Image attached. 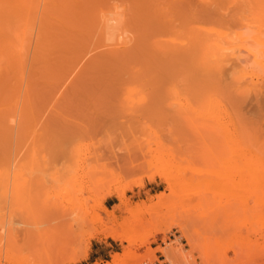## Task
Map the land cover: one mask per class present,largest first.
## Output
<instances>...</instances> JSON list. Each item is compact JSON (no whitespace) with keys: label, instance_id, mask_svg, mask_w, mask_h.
Wrapping results in <instances>:
<instances>
[{"label":"bare ground","instance_id":"1","mask_svg":"<svg viewBox=\"0 0 264 264\" xmlns=\"http://www.w3.org/2000/svg\"><path fill=\"white\" fill-rule=\"evenodd\" d=\"M254 77L262 82L245 89L240 80ZM104 96L121 98L125 104L112 105L110 111L106 107L103 116L108 120L101 114L103 119L100 123L96 119V124L100 127L110 121L120 131H114L118 135L111 138L110 155L97 151V141L86 144L87 152H83L79 142L98 129L96 124L90 125L89 119V124L80 119L77 123L78 116L73 124V120L70 124L65 120V125L61 121L71 111L77 112L71 108L75 100L83 105L90 97L94 103L96 97ZM249 97L255 107L264 108V0H0V224L10 234L15 222L5 223L3 218L10 203L13 211L25 205L33 221L51 225L60 242L77 237L86 225L84 218L70 213L82 203L72 192L78 170L63 166L46 177L27 180L26 174L22 179L23 168L19 170L15 154L20 133L38 132L39 142L32 139L28 146L41 152L56 149L63 163L78 162L79 169L88 158L101 168L114 162L120 169L131 150L151 138L163 147L158 136L163 116H181L179 123L184 124L197 100L219 103L232 111L231 107L240 110ZM50 101L51 106L52 101L63 104L53 103L45 114L44 105ZM85 104L81 106L87 110L85 116L96 118L97 106ZM178 160L171 148L161 158L167 165ZM108 193L109 189L102 191L94 206L114 220L113 211L103 203ZM118 196L125 204L123 191ZM59 197L63 205L59 199L52 200ZM166 197L161 192L156 204L147 206V215L135 216L124 234L113 233L114 238L125 239L129 249L105 264H129L130 259L139 263L135 250L149 236L164 232L163 219L154 221L152 214ZM174 223L167 222L166 227ZM176 224L193 246L186 226ZM140 228L145 236L138 245ZM180 245L160 251L183 264L187 255ZM80 251L73 250L69 259L78 258Z\"/></svg>","mask_w":264,"mask_h":264},{"label":"rangeland","instance_id":"2","mask_svg":"<svg viewBox=\"0 0 264 264\" xmlns=\"http://www.w3.org/2000/svg\"><path fill=\"white\" fill-rule=\"evenodd\" d=\"M240 81L245 89L252 88L254 83L262 82L257 77L243 78ZM91 97H86L89 98V102L83 101L85 100L83 97L80 100L89 105L92 103L90 107L93 106L94 109L97 106L96 118L95 115L86 117L87 110L81 107L85 103L82 105L77 99L79 102L75 100L74 108L71 107L77 112L73 110V114L72 109L68 110L72 113L70 112L69 117L65 116L61 121L62 124L65 125L66 122L70 124L72 120V124L76 123L74 119L78 116L75 121L80 119L83 122L78 120L79 122L89 124L92 120L94 123L91 122L90 125H95L114 105L125 104L121 98L116 100L109 96H104L106 100L100 103V99L104 97H100L99 100V97H96L93 103ZM113 99L115 102L112 101ZM245 101L246 106L243 104V109L237 110L231 107L232 111H230L223 109L219 103L211 105L209 100H197L193 112L185 115L184 124L179 123L182 121L181 116L178 117L179 119L163 116L159 122V127L162 128H159L158 132L163 147L156 143V139L149 138L146 144L131 150L128 161L122 163L124 167L120 165L123 169H118L119 165L114 162L110 164L111 166L106 164L107 167L101 168L96 161H91V158H85L87 160L81 165L82 169H79L77 158L75 162L78 166L72 160L70 164L69 161L64 164V160L58 152H55L56 149L44 148L41 152L42 150L38 148L28 146L32 139H35V143L39 142L40 136L36 135L38 132L20 133L15 154L21 161L17 158L18 165L20 164L19 170L23 168L22 179L46 177L53 169L58 170L63 166H67L66 168L71 171L78 170L74 172L77 182L72 192L74 197L82 200V203H78L77 208L70 210V213L84 218L86 225L77 237L61 240V243L54 237L55 231L51 225L33 221V216L25 205L13 211L9 208L8 200L9 204L7 203L6 206L8 212L4 211L6 217L3 218L8 220H5V223H15L10 225L12 228L10 234L7 233L8 229H5L7 227L0 224L2 225L0 226V264L112 262L116 253L129 249L128 242L125 239L114 238L113 233L124 234L134 223L135 216L145 215L148 211L147 206L156 204L157 196L161 192H165L167 197L159 205V209L152 214V219L154 221L163 219L164 232L149 236L147 243L135 250L140 256L135 261L141 258L139 263L134 261L135 264H141L143 261L161 264L163 259L170 264H179L171 258L172 256L169 258V255L166 256L160 251L179 244L187 255L183 264H264V108L260 109L255 107V104H251L250 97ZM139 102L141 103V101L136 103ZM53 103L52 101V106L51 101L48 102L49 105L44 103L45 110L51 111ZM60 103L63 104L58 102L54 105ZM68 104L72 105V102ZM49 111H45V114ZM101 114L104 116L100 117ZM170 119L174 121L176 119L179 124L176 121L170 122ZM102 123L104 125L100 127L97 123L94 128L98 127V129L79 142L84 146L83 152H87L86 144L97 141L98 145L96 143L94 145L98 146H96L97 151L110 155L108 152L110 141L120 130H117L118 126L114 127L110 121ZM175 123L178 124L177 127ZM182 124L183 127H179ZM170 148L179 160L176 164H163L161 158ZM90 150L92 152L93 148ZM43 155L45 156L42 157ZM34 157L37 159L34 160ZM53 160L55 161L52 162ZM5 165L6 168L10 167L7 163ZM54 166L59 167L55 169ZM28 175H31V178ZM167 176H170L168 180ZM81 188L84 193L79 190ZM90 189L95 192L90 193ZM105 189H109L110 193L105 196L103 203L113 211L114 220H108L107 213L94 206V199H97ZM122 191L125 204H121V198L118 196ZM172 191L173 194L170 193ZM34 194L35 192L32 193ZM63 198L65 197H62V201L65 200ZM58 199L60 200V197L52 198V200ZM60 203L63 205L61 200ZM170 221L175 223L167 228L166 223ZM177 222L186 226L192 236L193 246L182 236ZM144 236V230L140 228L136 244H141ZM78 248L81 250L79 257L74 260L69 259L72 251ZM83 249L85 252L82 251ZM151 251L153 253H150ZM133 260L130 259V263H133Z\"/></svg>","mask_w":264,"mask_h":264},{"label":"built area","instance_id":"3","mask_svg":"<svg viewBox=\"0 0 264 264\" xmlns=\"http://www.w3.org/2000/svg\"><path fill=\"white\" fill-rule=\"evenodd\" d=\"M163 262L161 264H170L168 261H165L164 259L162 260ZM141 264H159L158 262H148V261H143Z\"/></svg>","mask_w":264,"mask_h":264}]
</instances>
